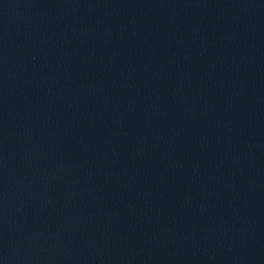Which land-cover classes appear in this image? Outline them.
I'll list each match as a JSON object with an SVG mask.
<instances>
[{
    "label": "water",
    "instance_id": "obj_1",
    "mask_svg": "<svg viewBox=\"0 0 264 264\" xmlns=\"http://www.w3.org/2000/svg\"><path fill=\"white\" fill-rule=\"evenodd\" d=\"M0 264H264V0H0Z\"/></svg>",
    "mask_w": 264,
    "mask_h": 264
}]
</instances>
